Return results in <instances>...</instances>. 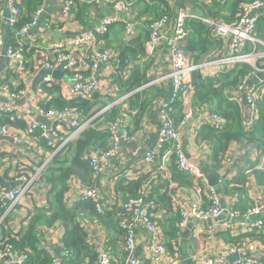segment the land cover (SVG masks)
I'll use <instances>...</instances> for the list:
<instances>
[{
	"label": "built area",
	"instance_id": "1",
	"mask_svg": "<svg viewBox=\"0 0 264 264\" xmlns=\"http://www.w3.org/2000/svg\"><path fill=\"white\" fill-rule=\"evenodd\" d=\"M17 1L8 0L10 15L8 26L17 41L14 47L11 45L7 48L5 56L13 64V69L18 76H21L26 73V60L23 52L26 37L36 26L42 9L38 7L32 13L31 21L28 24L15 29L14 25L19 15L18 9L14 6ZM72 6V1H64L60 11L61 21L70 22L73 19ZM111 9L115 12L113 17L102 18L97 22L95 21L97 13H89L90 23L82 34L70 40L62 39L49 46L44 53V62L41 67L47 72V75L41 79L33 95H28V89L22 86L19 88L2 86L0 88V98L2 99L0 101V116L5 113H14L25 122L27 128L26 131L18 132L0 122V136L12 138L18 144H23L28 148L30 145L26 141L38 140L51 150L50 157L32 175L27 174L24 168L18 171V175L16 174L17 176L13 178L17 184L16 187L0 184V211H2L0 224L11 213L13 207L23 200L29 189L39 186L41 175L51 160L62 156L66 151L67 144L89 128L108 132L109 146L105 150L87 149L84 152L83 158L87 161L96 183L87 187L75 179H70L67 203L72 205L78 200H89L99 213L104 214L112 206L115 192L114 180L109 182V185L112 186L110 191L109 185L105 188L102 183L103 166L112 161L116 164L117 172L120 174L129 163V159L122 155L121 150L125 144L131 141V138L135 137V135H131L129 124L133 112L129 110L125 101L137 91L165 86L162 98L156 100L151 106L158 118L157 135L153 145L147 147L143 152L142 167L151 171L154 165H157V169L161 171L160 174L164 175L167 172L166 165L173 157L182 174L190 175L202 184L205 196L210 203L208 209H202L194 201L192 203L179 202L178 194L172 196V208L180 217V227H184L191 219L216 221L228 216V220H224L220 224L224 230H233L237 224L244 226L247 231L261 229L264 225L263 220L254 223L238 222L240 219L247 221V217L251 214H258L257 208H252L244 214H240L234 209L231 211L225 209L220 202L218 189L208 184L203 171L184 153L183 133L189 125L192 126L195 136L203 126H209L219 131L223 127L221 117L211 112L206 106L197 109L188 108L186 115L175 126L169 118V114L174 106L182 101L191 73L198 71L204 79L213 78L218 73L228 71L237 64H243L252 70L230 91L229 97L239 106L245 129L253 128L257 113L256 105L264 96V38L259 27L260 19H264V0H252L241 4L237 20L231 25L219 24L209 17L192 13L187 8H178L171 18L163 16L153 21L149 25V39L144 44L145 57H137L134 61L128 57L124 61V67L128 68V72L127 69H123L119 73L122 79H126L130 75L129 68L132 63H135L134 68L140 69L150 63L146 73L148 82L137 90L120 96L119 87L113 79V75L117 74L115 62L118 55L112 48H101L99 46L100 38L107 33L111 25L121 23L123 41L128 42L139 35L140 24L135 18L134 8L125 0L113 1ZM187 19L200 20L206 24L217 42V45L207 53L208 55L197 64L189 63L180 51V46L186 36ZM2 43L3 40L0 36V54ZM164 65L168 66L167 72H163ZM57 69L68 75L70 79L67 96L63 94V90L61 92V96L66 100L89 99L94 93H98L111 97L113 101L99 109L94 115L84 119L75 109L41 110L38 104L47 99L44 87L56 85V80L51 74ZM100 70L101 76L99 77L97 73ZM31 97L40 98L37 102H33L29 99ZM18 100L35 106L44 121H39L33 113L23 116L14 111V106L11 103ZM112 109H118V113L115 118L107 120L105 114ZM156 158H160L158 164L155 163ZM227 162H230L229 159ZM125 176L127 177V175ZM157 179V174H151L143 189L145 191L147 188L149 189ZM107 190L108 194H106ZM234 198H238V196L234 195ZM119 208L123 214L120 227L125 231L123 250L128 253L125 264H173L176 261V254L167 249L162 229L155 222V218H159L162 213L160 210L156 214L151 212L153 203L147 192H143L139 198L124 201ZM87 227L89 229V225ZM140 233L144 239V247L139 251ZM91 242L97 251V260L93 264H111L110 251L104 247L97 249V244L93 242L92 238ZM245 249V243L241 246L222 245L215 249L211 256H206L202 264H264V261L254 257L242 259L239 255ZM47 252L51 255V264H67L68 255L61 249L58 252L61 255ZM0 254L10 260L9 264H23L26 259L25 256L18 255L12 249H7ZM232 256H236V260L230 261L229 258Z\"/></svg>",
	"mask_w": 264,
	"mask_h": 264
},
{
	"label": "trees",
	"instance_id": "2",
	"mask_svg": "<svg viewBox=\"0 0 264 264\" xmlns=\"http://www.w3.org/2000/svg\"><path fill=\"white\" fill-rule=\"evenodd\" d=\"M73 2V12L75 20L81 21L86 16L89 6H94L96 11L102 5H112L115 0H68ZM134 8L135 18L139 21V35L134 39L125 42L117 41L118 45H113L110 39L112 32L117 36L122 30V24L116 23L108 28L107 33L100 38L101 48H112L117 53L115 62V72L113 75L114 82L119 87V96L133 92L148 82L147 69L150 63L143 68H134V64L130 65V75L126 79H122L119 73L124 67V61L129 57L132 61L137 57L143 58L144 44L149 39V25L163 17L171 18L178 8L190 9L192 13H197L202 17H209L215 22L223 25H231L236 22L237 15L240 11L241 4L252 0H125ZM42 0H18L14 6L18 9L19 15L14 25L15 29L28 24L31 21L32 13L39 7ZM88 17L86 16V20ZM260 33L264 38V19L259 21ZM210 28L200 20H186V36L180 46V51L189 63H199L203 60L207 53L216 45V39L211 35ZM15 46V43L12 44ZM26 45L23 47L25 54ZM33 49H30L32 51ZM26 65V64H25ZM251 68L247 65L237 64L232 69L218 73L213 78L204 79L198 71L191 73L188 88L182 97V101L178 102L169 114V118L175 126L186 115L187 109H197L200 107H208L211 112L221 117L223 127L216 131L209 126H203L197 133V137L203 141L214 143V158L217 164H221L225 157L227 148L232 142L245 141L247 143L255 142L257 139L261 144L264 140V96L257 103V113L254 126L246 130L243 125L242 113L239 106L230 100V91L235 88L236 84L248 73ZM9 87H11L9 85ZM21 87V86H19ZM16 87V88H19ZM164 87H150L137 91L126 99V103L132 115L130 120L135 130L140 129L143 122V116L156 100L162 98ZM13 88V87H11ZM44 90L47 94L46 101L39 103L38 107L43 110L52 108L75 109L79 111L81 118H87L94 115L99 109L107 106L113 101L111 97H106L98 93H94L89 99H71L66 100L61 96L60 88L56 85L45 86ZM108 100V101H107ZM118 109H112L106 113V119L115 118ZM0 122L10 127L18 128L26 131V124L21 119L12 114H2ZM141 123V124H140ZM140 126V127H139ZM108 132L89 128L83 131L75 140L67 144L65 153L57 156L45 167L41 177L49 185L47 194V207H34L28 212L27 217L23 221V227L18 232H13L7 225L0 226L2 231L0 238V253H4L7 249H12L18 255L25 256L23 264H51V255L40 247L38 237V228L43 227L51 229L55 226L62 228L61 250L67 253V264H93L97 260V251L91 242V233L87 225L96 226L105 231L107 235V246L113 251L111 264H125L128 253L123 250V242L125 231L120 227L123 219L122 211L119 206L128 199L139 198L143 192L150 195L153 203L151 212L156 214L161 211V216L155 218V222L161 227L165 236L166 247L173 252V242L176 239L180 227V217L173 212L172 196L174 190L169 189L173 184L177 187L185 188L195 194L200 200L202 209H208L210 203L207 200L204 188L200 182L190 175L182 174L171 157L166 165L167 174L161 175V171L154 165L153 169H142L138 171L135 177L125 176L123 170L114 179V192L116 198L112 201L111 210L101 214L95 208V205L89 200H78L72 205L67 203L68 182L75 179L82 185L90 187L95 182V177L84 160L83 155L87 149L105 150L108 148ZM160 160L156 158L155 163ZM148 170V171H147ZM252 170V171H251ZM245 171V170H244ZM240 171L236 177L231 180L224 181L219 184L222 186L221 191L225 194H237L239 200L234 206L240 214L251 210L252 203L243 196L245 194V184L248 175L252 172L259 179L264 178V172H259L254 167L247 169V172ZM125 172V173H124ZM151 174H157L156 183L151 185L146 191L143 189L145 183L151 177ZM6 178V177H5ZM162 183V184H161ZM172 188V187H171ZM162 189V190H161ZM241 197V199H240ZM251 232L241 236H232L228 233L220 235L225 239L227 244L241 246L246 240L243 237H252ZM260 240L261 236H257ZM241 240V241H240ZM122 246V247H121ZM109 250V249H108ZM109 250V251H110Z\"/></svg>",
	"mask_w": 264,
	"mask_h": 264
},
{
	"label": "crops",
	"instance_id": "3",
	"mask_svg": "<svg viewBox=\"0 0 264 264\" xmlns=\"http://www.w3.org/2000/svg\"><path fill=\"white\" fill-rule=\"evenodd\" d=\"M64 1L66 0H42L41 5L39 6L42 9V13L38 17L36 26L32 28L26 37L27 48L24 54L26 60V73L18 76L13 69V64L5 56L7 48L14 44L17 41V38L8 26V0H0V36L3 40L2 51L0 54V88L2 86L9 87V85L13 88L22 86L28 89V95H33L36 87L40 84L41 79L47 75V72L41 69V67L44 62V53L50 45L59 42L62 39H73L75 36L82 34L90 23L89 19L86 20V16L89 18V13H97L95 19L97 22L101 20L100 17H98L99 14H101L103 18L113 17L115 15L114 10L111 9V5L109 4L105 6L102 5L98 11H96L95 7L92 5L89 6L88 12L86 16H84L85 19L82 18L81 21H77L75 20L72 6L73 19L70 22L61 21L60 11ZM90 1L92 0H86V2ZM222 1L224 0H221V2ZM116 36L117 34L115 32L111 33L110 39L113 41V44H111L110 47L118 45L122 41V30L120 31L117 40L114 41ZM117 41L120 42L117 44ZM30 49L33 50L29 52ZM59 71L62 72L61 70ZM167 71L168 66L164 65L163 72ZM100 74L101 70L97 73V76L100 77ZM54 79L56 80V86L60 88V92L63 90V94L67 96V89L70 85L69 76L62 72V76L59 79ZM39 98L40 97H31L29 99L33 102H37ZM1 100L2 99L0 98V101ZM11 104L14 106V111L18 114L24 116L25 114L33 113L37 116L39 121H44L41 114L37 112L35 106L29 105L22 100L14 101V103ZM12 115L21 119L14 113H12ZM142 123V126H139L140 129L133 131V124L130 120V132H132L131 135H135V137L131 138V141L125 144L121 150L122 155L129 159V163L123 169H126V175L129 177H135V175L139 173L138 171L144 169L141 164V157L144 150L147 147L152 146L156 139L158 118L157 115L154 114L152 107L144 114ZM14 129L18 132H23V130H19L18 128ZM258 135L261 136L260 134H257V136ZM257 136L254 138L255 142L247 143L241 141L230 143L221 164H217L214 158V143L198 139L193 133L191 125L184 130V153L203 171L207 181L209 177L217 175L218 184L216 189L219 191V199L223 207L229 211L234 209V206L239 200V196L234 194L238 196V198H234L233 193H222V186L219 184L233 179L240 171L245 170L244 172H247V169L250 167H254L259 172H264V140L261 144L257 139ZM26 143H29V148L25 147L23 144H18L12 138L0 136V178L3 179L2 185L16 187L17 184L14 182L13 178L18 175V171L24 168L27 174L32 175V173L50 157L51 150L38 140L26 141ZM227 159H229V163L227 162ZM158 160H160V158H158ZM116 168V164L112 161L103 166L101 180L105 185V188L109 185V182H112V180H114L119 174L117 172L118 169ZM251 171L246 173L248 177L245 184V194H243V196L245 195L248 201L253 204V208L259 210L264 208V178L259 179L256 175H253ZM166 174L167 172L164 173V176ZM173 187H175V185L172 184L169 189L175 191L173 193L174 195L178 194L179 202L192 203L194 201V203H197L198 205L199 203L201 204L198 197L190 190L177 186L176 188ZM48 189L49 185L41 177L39 186L29 189L23 200L14 206L11 213L3 220L5 226L7 225V228L9 227L13 232L20 231L23 227V221L27 217L29 211L34 207H47ZM108 189L110 191L112 186L109 185ZM109 191L107 190L106 194H108ZM115 198L116 196H114V199ZM112 207L113 204L108 210H111ZM1 218L2 211H0V219ZM224 220H228V216H224L222 219L216 221L191 219L184 227L180 228L178 235L173 242V252L176 254L177 258L173 264H202L206 256H211L215 249L227 244L225 239L220 235L221 233H228L232 236H241L245 233L251 232L247 231L244 226L240 224H237L233 230H224L220 227V224ZM239 221L250 223L248 217L247 221L244 219H240L238 222ZM2 224H0V226ZM89 229L93 242L97 244V249L104 247L105 249L110 250L107 246V235L105 231L92 225L89 226ZM252 231H254L252 232V237L241 238V240H246V249L239 256L242 259L254 257L255 259L264 261V225L261 229H253ZM62 233V228L58 225L51 229L39 227L38 237L40 247L53 254H59ZM1 234L2 231L0 230V238ZM256 235L261 236L262 239L260 240ZM141 236L142 233H140L138 238L139 251L144 247V239ZM110 253L113 257L114 253L112 250H110ZM229 260H236V256L230 257ZM9 263L10 260L0 254V264Z\"/></svg>",
	"mask_w": 264,
	"mask_h": 264
},
{
	"label": "water",
	"instance_id": "4",
	"mask_svg": "<svg viewBox=\"0 0 264 264\" xmlns=\"http://www.w3.org/2000/svg\"><path fill=\"white\" fill-rule=\"evenodd\" d=\"M7 17H9V15H7ZM98 17H100V19L103 18L101 14H99ZM51 75L53 76V78L59 79L62 76V72L57 70V71H54ZM2 180L3 179L0 178V184L3 183ZM217 180H218L217 175H213V176L208 178V184L212 187H216L218 184ZM263 219H264V208L259 209L258 214H251L248 216V220L250 223L258 222V221H261Z\"/></svg>",
	"mask_w": 264,
	"mask_h": 264
},
{
	"label": "rangeland",
	"instance_id": "5",
	"mask_svg": "<svg viewBox=\"0 0 264 264\" xmlns=\"http://www.w3.org/2000/svg\"><path fill=\"white\" fill-rule=\"evenodd\" d=\"M208 55V54H207Z\"/></svg>",
	"mask_w": 264,
	"mask_h": 264
}]
</instances>
